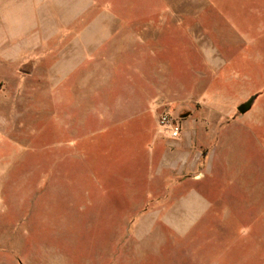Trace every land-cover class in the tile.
Listing matches in <instances>:
<instances>
[{"label": "rangeland", "instance_id": "rangeland-1", "mask_svg": "<svg viewBox=\"0 0 264 264\" xmlns=\"http://www.w3.org/2000/svg\"><path fill=\"white\" fill-rule=\"evenodd\" d=\"M0 264H264V0H0Z\"/></svg>", "mask_w": 264, "mask_h": 264}, {"label": "crops", "instance_id": "crops-1", "mask_svg": "<svg viewBox=\"0 0 264 264\" xmlns=\"http://www.w3.org/2000/svg\"><path fill=\"white\" fill-rule=\"evenodd\" d=\"M124 132H126V129H124ZM157 140H158V137H155L154 142H156ZM173 145L176 146V147H179L177 144H173ZM177 160H178L177 162H180V163L183 162V165L185 164V160L187 161L186 158H182V157L177 158ZM165 165H167V164H165ZM167 166H169V165H167ZM190 195H191L190 192H188L187 198L191 199V200H195V203L192 204L191 207H175V208L172 209V213L169 214V215H172L173 218H172V220L168 221L169 222L168 224H170L173 229L177 230V229H180V228L184 227L187 223H190L189 222L190 221L189 217L191 215L193 217L196 216V212L194 210L195 205L199 206V204H202L201 203L202 201H201V199H199V198H197L195 196L192 199L190 197ZM198 200L200 202H198ZM196 201H197V204H196Z\"/></svg>", "mask_w": 264, "mask_h": 264}, {"label": "built area", "instance_id": "built-area-1", "mask_svg": "<svg viewBox=\"0 0 264 264\" xmlns=\"http://www.w3.org/2000/svg\"><path fill=\"white\" fill-rule=\"evenodd\" d=\"M158 124L160 128L167 131L169 134V139L172 141H176L180 137V127L177 123H174L172 119L166 114L160 116L158 120Z\"/></svg>", "mask_w": 264, "mask_h": 264}, {"label": "trees", "instance_id": "trees-1", "mask_svg": "<svg viewBox=\"0 0 264 264\" xmlns=\"http://www.w3.org/2000/svg\"><path fill=\"white\" fill-rule=\"evenodd\" d=\"M251 98V97H250ZM250 98H249V100L247 101V102H245L244 104L246 105L245 107L243 106L244 104H242V105H240L239 107H238V112H239V114H243V113H245V112H247L248 110H249V101H250ZM255 100V99H254ZM254 102V101H253ZM252 106V105H251Z\"/></svg>", "mask_w": 264, "mask_h": 264}, {"label": "water", "instance_id": "water-1", "mask_svg": "<svg viewBox=\"0 0 264 264\" xmlns=\"http://www.w3.org/2000/svg\"><path fill=\"white\" fill-rule=\"evenodd\" d=\"M255 98H256V96H253V97L250 98L249 107H251V105L253 104V101H254ZM243 106L245 107L246 105L244 104Z\"/></svg>", "mask_w": 264, "mask_h": 264}]
</instances>
